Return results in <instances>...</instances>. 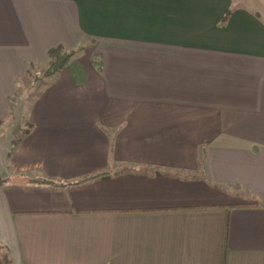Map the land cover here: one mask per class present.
<instances>
[{
  "label": "crops",
  "instance_id": "obj_1",
  "mask_svg": "<svg viewBox=\"0 0 264 264\" xmlns=\"http://www.w3.org/2000/svg\"><path fill=\"white\" fill-rule=\"evenodd\" d=\"M0 181L11 264H264V0H0Z\"/></svg>",
  "mask_w": 264,
  "mask_h": 264
},
{
  "label": "trees",
  "instance_id": "obj_2",
  "mask_svg": "<svg viewBox=\"0 0 264 264\" xmlns=\"http://www.w3.org/2000/svg\"><path fill=\"white\" fill-rule=\"evenodd\" d=\"M227 13L226 17L228 16ZM224 17V19L226 18ZM76 55V51H63L60 48L52 49L48 51V62L46 63V71L43 74V78H50L55 76L56 74L61 73L62 70H68L70 77L76 83H83L85 78L83 76V71L81 69V65L74 60V56ZM3 182L0 181V184ZM0 264H11L9 258L3 255V260L0 259Z\"/></svg>",
  "mask_w": 264,
  "mask_h": 264
},
{
  "label": "rangeland",
  "instance_id": "obj_3",
  "mask_svg": "<svg viewBox=\"0 0 264 264\" xmlns=\"http://www.w3.org/2000/svg\"><path fill=\"white\" fill-rule=\"evenodd\" d=\"M75 56L73 58H75ZM45 71V67L28 68V73L24 74L20 79L18 88L15 91L16 95L12 97V101H10L11 116L14 115L19 122L21 120L19 116L25 113L26 104L32 99L33 93L36 90L35 88L44 83L45 78L42 76ZM3 255L4 251H1V260H3Z\"/></svg>",
  "mask_w": 264,
  "mask_h": 264
}]
</instances>
